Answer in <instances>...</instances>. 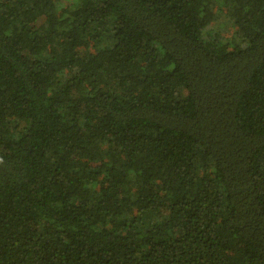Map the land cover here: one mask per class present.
Listing matches in <instances>:
<instances>
[{
  "label": "trees",
  "instance_id": "1",
  "mask_svg": "<svg viewBox=\"0 0 264 264\" xmlns=\"http://www.w3.org/2000/svg\"><path fill=\"white\" fill-rule=\"evenodd\" d=\"M0 264H264V0H0Z\"/></svg>",
  "mask_w": 264,
  "mask_h": 264
}]
</instances>
